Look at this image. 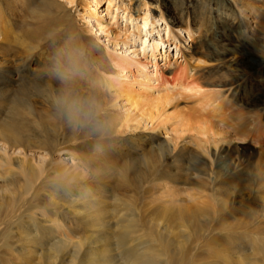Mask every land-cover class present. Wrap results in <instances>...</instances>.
Returning a JSON list of instances; mask_svg holds the SVG:
<instances>
[{
	"label": "bare ground",
	"instance_id": "obj_1",
	"mask_svg": "<svg viewBox=\"0 0 264 264\" xmlns=\"http://www.w3.org/2000/svg\"><path fill=\"white\" fill-rule=\"evenodd\" d=\"M64 1L68 4L73 2V0ZM105 1L106 6L101 11L104 14L99 12L101 7L99 0L84 1L83 11L79 12V17L83 20L82 27L76 26L73 15L68 13L67 8L63 4H59L57 0L56 2L55 0H39L41 9L39 11L35 9L34 13L37 19L32 26L29 25L30 27L26 22L20 23V26L16 24L14 7L10 6L5 11L3 5L0 6V101L11 102L13 113L26 122L41 125L38 122L46 119L56 118L57 120L71 117L83 130H89L92 127L93 120L90 119L91 116H87V110L82 109V106L89 104V101L92 103L95 101L93 104L97 108L94 111L97 112L106 102L102 100L101 96L83 98L81 93L74 92L70 89L71 87L66 86L67 80L61 78V75L59 76L60 85L57 88L53 87L47 71L49 66H47L49 63L47 61L51 60L50 55L40 47L42 39H34L35 41L32 42L28 37L29 35L39 38L44 34H41L44 30H48L47 28L53 24L56 25V22L62 21L66 28H64L66 35L72 41V44L69 45L70 48L67 49L69 53H66L71 59L63 54L62 59L60 57L57 59V64L63 66L61 67L62 72L67 71L69 74H73L74 67L78 71L77 67H79L80 61L74 59V56L78 55V57H82L85 68L84 74L79 72L81 77L84 76V81H81V84H87L88 93L91 90L103 88L107 91L108 86H113V83L123 89L121 92H125L127 106L124 103L112 105L122 113L112 118L109 129H112L114 133L124 134L155 131L156 135H160V133L168 132L173 135L170 140L156 143L152 146L153 151L157 152L161 158L167 156L173 158L174 154L179 158L187 156L200 165L198 168L194 164L192 168L193 176L199 179L202 186H200L202 195L199 198L208 200L211 198L212 202L210 204L205 201V207L201 209H192L186 205L195 201V198L189 197L186 200V198L174 197L171 189H165L163 185L159 184V181L163 179L177 177L175 174L167 175L164 169L156 170L149 165L144 178L152 185L157 184L158 196L166 199L162 200V203H167L169 215L174 214L181 221V225H184L183 227L187 224L191 225L189 223L196 219L203 218L205 220L202 229L203 227L207 229V222L210 219L222 222L225 217L232 215L233 211L238 210L237 212H239L241 206H244L245 209L246 205L253 203V205L247 206L251 210V212L248 210L251 217L248 230L251 234H255L258 229H264L260 226L264 224V45L257 42L249 31L251 25L257 22L260 15L264 13V0H194L192 12L186 14V19L182 17V11L179 15L175 13L176 15L165 16L161 10L155 9L145 0ZM59 8H64L65 11L59 12ZM113 8L115 12L120 10L124 14L118 18L119 12H114L113 18L118 21L122 19V26L125 29H115L111 26L109 28L101 24L102 20L98 15L101 14V18L105 17L110 14V10ZM189 14L192 21L195 16H206L207 19L213 20V40H202L200 36L204 31L199 28L191 29L190 23H188ZM163 23L170 32L165 33L163 39L161 37L154 38V30L156 29V32L161 34L160 27ZM31 27L32 29H30ZM20 29H28V32L26 30L28 34L22 35ZM98 34H103L105 47L99 45L100 47L94 50V42L101 39L97 37ZM247 41L250 42L248 47L254 45L257 47L258 58L247 55L250 52L249 48L244 47ZM137 42L141 44L142 49L135 46ZM185 42H188L184 47L186 51L182 49ZM168 44H173L180 51L178 52L179 57L172 61L169 60V52L163 51L169 46ZM10 45L15 46L21 53L15 62L13 61L14 55L5 53ZM84 49L91 58L85 57ZM241 55L243 56L241 57ZM245 55L249 57H245ZM11 57L12 60H9ZM40 57L43 58L44 64L38 70L33 65L36 58ZM158 60L162 62L159 63ZM213 64L214 66H212ZM68 65L70 66L68 67ZM254 66H258L262 70L251 75L244 68H253ZM220 68L223 69L220 70ZM148 70L152 72L150 73ZM56 71H58L57 68ZM134 85L138 86L137 89ZM80 110L83 114L80 113ZM171 121L174 126H167V123ZM5 126L0 128V159L4 164L15 159L19 166H24L29 134L23 131L21 133L19 131L21 127L16 128L12 123H5ZM98 134L96 136H110L111 130H105ZM147 139L151 143V139L154 141L157 137L150 136ZM243 141L254 144L255 150L248 155L240 152L236 145ZM57 147V145L53 146L50 152H53ZM27 162L31 168H26L27 172L28 170L36 171L30 160ZM57 168L62 169L61 166ZM243 170L250 176L246 189H244L246 186L244 184V188L241 187L246 190L245 193L238 189L239 186L238 188L229 186L223 195L216 193V186L220 187L223 186L221 183L226 182L227 184V181L234 180ZM148 192L150 191L148 190ZM115 197L116 202L121 200L118 196ZM2 199L13 201L12 198L6 196H3ZM67 203L72 204V202ZM184 203L186 204L184 205ZM255 203H260V208H256L258 205L254 206ZM83 204L85 205L82 208L85 213L84 217L92 215L88 210L93 209V205L84 201ZM12 208L13 205L10 206V209ZM101 209L103 210V207ZM6 212L11 213V210L8 209ZM100 212L101 210L98 209L94 213L95 215L91 216L92 219L94 218L93 220L96 221V213L100 214ZM237 212L236 214H238ZM138 213L136 212V214ZM136 214H130V216L133 218ZM100 215H98V221H102L103 216L100 218ZM89 220L91 221V219ZM95 223L99 225L97 222ZM89 224L91 223L89 222ZM57 225L55 223V227ZM52 227H50L51 230H54L55 228ZM197 228H194L193 231H197ZM233 228L235 229L234 223ZM0 230L2 231V229ZM135 231L138 232V229ZM91 240L88 237L87 239L81 237L72 242L67 238H59L54 241L53 248L60 252L65 247L66 250L67 246H72L71 257H69L72 264H109L106 255L102 256L104 252L98 249L99 246H96V241ZM120 240L115 242L120 243ZM167 247L169 246L167 245ZM184 247L180 246L176 252L171 250L167 252L165 248V253L162 250L156 252L161 255L168 254L165 259L166 264H184L187 259ZM155 262V260H149L144 264H157ZM129 264L142 263L134 260Z\"/></svg>",
	"mask_w": 264,
	"mask_h": 264
},
{
	"label": "rangeland",
	"instance_id": "obj_2",
	"mask_svg": "<svg viewBox=\"0 0 264 264\" xmlns=\"http://www.w3.org/2000/svg\"><path fill=\"white\" fill-rule=\"evenodd\" d=\"M0 1V6L3 5L5 11H7L10 6L14 7V21L19 26L22 22H26L28 26H32L37 19L34 13L35 9L36 11L41 9L39 0ZM84 1L85 0H73L71 4H68L64 0H57L59 4H63V6L67 8L68 13L73 15L74 23L76 26L80 27L83 25V20L80 19L79 12L83 11L82 7ZM145 1L155 7V9L161 10L165 16L176 15L175 13L179 15L182 11L181 14L184 19H186L185 16L187 13L191 14L194 5V0ZM99 5L101 6L99 12H101L106 6V1L99 0ZM58 11L63 12L65 10L64 8H59ZM114 12L115 10L113 8L110 10L109 15L102 18L100 15L104 14V12H101V14L98 15L102 20L101 24L109 28L111 26L115 29H125L122 26V19L118 21V19L113 18ZM118 12V18L124 15L120 10H117L115 13ZM190 18L191 15L188 18L191 29L199 28V30L204 31L200 36L202 40H213L214 27H212V19H207L206 16H195L192 21ZM259 18L257 22L251 25L249 31L257 42L264 45V13L261 14ZM112 21L113 23H111ZM55 24L56 25L53 24L51 27L47 28L48 30H44L41 33L44 34L40 35L39 38L28 35L29 40L32 42L35 41L34 39H42L40 47L50 55L51 60L45 61H47V63L49 62L47 64V66L49 65L47 70L49 73L48 78L52 85H54L53 87L57 88L60 85L59 76L62 74L63 79L67 80L66 86L71 87L70 89L72 91L81 93L80 95H82L83 98L87 96H101L102 100L106 103L103 102L104 105L102 109L97 112L94 111V109L97 108L93 104L95 101L93 103L89 101V104L82 106V109L87 110V116H91L90 119L93 120L92 127L89 130H83V128L81 129L71 117L57 120L56 118L46 119L42 122H38L41 125L34 122L23 121L11 110V102L0 101V128L6 127L5 123H12L16 128L21 127L19 129L21 133L24 132L29 134L27 140L28 149H26L25 153V167L19 166L15 159H12L8 164H4L0 159V229H2V231L0 230V264H72L71 258H69L71 257L70 252L72 246H67L68 248L66 250L68 251L65 250V247L59 252L58 249L53 248V243L59 238H67L69 241L73 242L81 237L85 239L88 237L90 240L92 238L91 241H96V246H99L100 248L98 247V249L104 252L102 256L106 255V260L108 259L107 263L109 264H129L134 260H138L142 264L149 260H155L157 264H166L165 259L168 254L161 255L156 251L162 250V252L165 253V248L167 252L170 250L176 252L180 246H185L184 248L186 249L187 259L184 264H264V229H258L255 234H251L248 230L250 229L249 221L251 220V210L250 207L247 206H251L253 203L246 205L245 209L244 206H241V209L239 208L241 211H233L232 215L225 217L222 222L221 220L210 219L207 222V229L205 227L202 229L205 220L203 218L196 219V221L189 223L191 225L188 226L187 224L183 227L184 225H181V221L176 218L174 214L172 216L169 215L167 203H162V200L166 199L158 196V191L156 189L157 184L152 185L144 178L146 177L145 172L149 165L153 166L156 170L162 171L164 169L167 175L171 173L175 174L177 177L163 179L164 181H162L165 183L159 181V184L163 185L165 189H171L170 191L174 197L186 198V200L189 197L192 199L195 198V201L187 204L184 203V205L186 204L192 209H201L205 207V201L210 204L212 202L211 198L210 200L199 198V196L202 195V189L200 188L201 184L199 179L193 176L192 168L194 164L198 166V168L200 165L187 156L179 158L174 154L176 158L174 156L173 158L169 156L161 158L157 152L153 151L152 146L156 143L158 144L165 140H170V137L173 135L168 132L163 134L160 133V135H156L157 133L155 131H137L135 133L128 132L124 134L114 133L112 129H109L112 118L122 113L120 110L112 107V105L115 103L118 105L124 103V105L127 106V102H125V92H121L123 89L116 83H113V86H108L109 88L107 91L103 88L95 91L91 90L88 93L87 84H81V81H84V76L82 75L81 77L79 72L84 74L85 68L83 67L82 57H78V55L74 56L75 60L78 62L80 61L78 64L79 67H77L78 71H76L74 67L73 74H69L67 71L62 72L61 67L63 66L57 64V59H59V57L62 59L63 55L68 58L70 57L66 55V53L72 41L66 35V28L63 26V22L60 21ZM157 24L160 25L159 23ZM28 29H20L22 35L26 36ZM30 29H32V27ZM160 30L161 34L156 32V29L154 30V38L159 39L158 37H161V39H163L165 33L168 34L170 32L165 28L164 23L160 27ZM97 37L101 39L94 42V50L100 46L105 47L103 34H98ZM214 42L216 43V41ZM187 44L188 42H185V45L182 46L184 51H186L184 47H186ZM249 44L250 42L247 41L244 45V47L249 48L250 51H248L249 53H247V55L258 58L257 47H254L255 45H252L253 47H248ZM135 46L142 49L141 44L138 42ZM85 51L84 49L83 53L86 54L85 57L89 58L90 55ZM163 51L169 52L170 61L179 57L178 52L180 51L175 48L173 44L167 46ZM5 53L14 55V62L17 61V57L21 54L13 45L8 46ZM242 56L243 55H241V57ZM249 56L245 55V57ZM9 60H12V57L9 58ZM158 61L159 63L162 62L161 60ZM43 64V58L40 57L36 58L33 66L40 70ZM69 66L70 65H68V67ZM212 66H214V64ZM56 68L58 71H56ZM244 68L247 72L249 71L251 75L262 70V68L258 66ZM222 69L223 68H220V70ZM148 72L151 73L152 71L148 70ZM248 77H250V75H248ZM134 87L137 89L138 86L134 85ZM38 106L42 107L40 104H38ZM80 113L83 114L81 110ZM167 126L173 127L174 125L171 121L167 123ZM105 130H111V135L96 136L98 133ZM150 136H156L157 139L154 141L151 139V143H149L147 138ZM102 139L105 140L102 141ZM60 142L62 143L60 144ZM55 145L58 146L57 149L50 152ZM236 146L240 152L242 151L247 155L255 150V145L249 141L238 142ZM28 160H30L31 165L33 164L32 166H34L36 171L28 170L27 172V169H31L28 165ZM59 166H61L62 169H58L57 167ZM75 170L76 172H74ZM78 171L80 172L78 173ZM249 179V174L243 170L234 180L227 181V184H229L228 186L226 182L221 183L224 188L223 186H216V193L221 195L225 194L224 191H226L225 189L227 188L229 189V186H235L237 188L239 186L238 189L243 190L242 192L245 193L246 190L244 189H246ZM144 184L146 185L144 186ZM243 184L246 185L245 188ZM4 188L6 189L4 190ZM148 190L150 192H148ZM3 196L10 197L13 201L2 199ZM115 196H118L119 200L121 199L120 201L117 200L119 203L116 202ZM83 201L93 205V209L88 210V212L90 211L89 214L92 215L88 217H84L83 215L85 214L82 209L85 207ZM67 202H72V204ZM12 205L13 208L10 209ZM118 205L122 211L119 209ZM256 205H258L256 208H260L261 204L255 203L254 206ZM102 207L103 210L101 209ZM8 209L11 210V213L6 212ZM98 209L101 210L100 214H102L96 213L97 217L95 221L91 216L95 215L94 213ZM109 210L110 212H108ZM136 212L139 213L136 214ZM236 212L238 214H236ZM130 214H136V217L134 216L135 218H132ZM98 215H100V218L102 216L104 217H102V221L97 220V218L99 219ZM118 217L120 218L118 219ZM88 218L91 219V221ZM224 221L227 222L225 223ZM54 222L58 224L57 227H55ZM89 222L91 224H89ZM6 223H8V225H6ZM102 223L107 227L105 228V225H101ZM233 223L235 229L233 228ZM223 225L226 226L224 227ZM239 226L242 227L240 228ZM260 226L264 228V224ZM50 227L55 229L51 230ZM89 228H91L92 231L91 229L89 230ZM194 228H197V231H193ZM227 228L232 230L230 231ZM133 229H138V232L135 230L133 231ZM106 231L109 232L107 233ZM84 232L88 234L84 235ZM131 232L132 234H130ZM53 234L55 235L53 236ZM123 238L124 241H122ZM119 240L121 245L119 242H115ZM113 243L117 244L114 246ZM105 248L107 249L105 250ZM63 252L65 253L62 254ZM67 252L69 253L67 254ZM153 253H155V255H153ZM57 256L59 258L58 260Z\"/></svg>",
	"mask_w": 264,
	"mask_h": 264
},
{
	"label": "clouds",
	"instance_id": "obj_3",
	"mask_svg": "<svg viewBox=\"0 0 264 264\" xmlns=\"http://www.w3.org/2000/svg\"><path fill=\"white\" fill-rule=\"evenodd\" d=\"M61 78H63L62 74H61Z\"/></svg>",
	"mask_w": 264,
	"mask_h": 264
}]
</instances>
